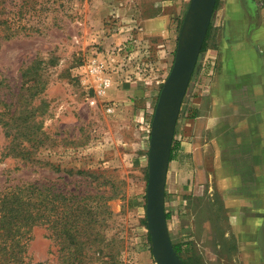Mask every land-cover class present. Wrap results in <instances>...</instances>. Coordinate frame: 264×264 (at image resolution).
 <instances>
[{"label":"rangeland","instance_id":"obj_1","mask_svg":"<svg viewBox=\"0 0 264 264\" xmlns=\"http://www.w3.org/2000/svg\"><path fill=\"white\" fill-rule=\"evenodd\" d=\"M142 2L145 13L136 0H0V193L36 183L49 187L52 201L58 192L73 196L76 240L89 242L78 253L67 247L51 202L49 227L36 225L26 237V260L157 264L146 219L154 112L142 115L137 92L109 90L138 80L145 92L150 82L156 106L188 6L174 25L176 44L165 53L161 38L145 34L142 23L155 1ZM254 4L258 26L249 31L243 0H217L194 70L214 73L227 46L242 53L231 49L237 38L247 54L264 56V0ZM206 183L190 188L187 181L165 193L172 243L187 264H240L235 240L226 237L221 195Z\"/></svg>","mask_w":264,"mask_h":264},{"label":"crops","instance_id":"obj_2","mask_svg":"<svg viewBox=\"0 0 264 264\" xmlns=\"http://www.w3.org/2000/svg\"><path fill=\"white\" fill-rule=\"evenodd\" d=\"M136 1L145 13L142 0ZM154 1L142 22L144 33L159 36L158 46L171 53L177 16L189 0ZM242 41L237 38L231 48L242 53H231L227 46L214 73L204 77L194 70L176 124L165 193L182 184L184 189L187 181L190 188L207 181L208 189L221 195L235 260L264 264V56L247 54ZM144 84L145 92L137 80L109 93L137 92L142 115L148 118L156 99L151 83ZM143 127L147 133V125Z\"/></svg>","mask_w":264,"mask_h":264},{"label":"water","instance_id":"obj_3","mask_svg":"<svg viewBox=\"0 0 264 264\" xmlns=\"http://www.w3.org/2000/svg\"><path fill=\"white\" fill-rule=\"evenodd\" d=\"M217 0H190L168 76L162 84L150 126L146 219L151 252L157 264H185L172 243L165 209V187L173 138L184 96L206 38ZM245 2V1H244ZM251 25L258 26L256 6L244 3Z\"/></svg>","mask_w":264,"mask_h":264},{"label":"trees","instance_id":"obj_4","mask_svg":"<svg viewBox=\"0 0 264 264\" xmlns=\"http://www.w3.org/2000/svg\"><path fill=\"white\" fill-rule=\"evenodd\" d=\"M204 47L205 40L201 50ZM3 115L0 111V121ZM10 118L15 119V114L13 113ZM2 125L7 124L3 122ZM87 173L96 174L94 171H87ZM49 194V187L46 184L36 183L17 186L16 193H0V264H44L41 261L26 260L25 240L32 227L36 225L49 227V210L51 209L49 204L51 202L54 203L53 209L56 211L55 224L58 227L59 236L67 247L71 246L68 248L73 253L87 250L86 246L89 242L76 240V222L71 219L75 203L72 201L73 196L58 192L52 201ZM85 209L87 210L83 208L79 214L85 215L88 211ZM166 216L168 219L169 214L166 213ZM147 247L151 250L149 231L147 232ZM174 248L180 254L176 245Z\"/></svg>","mask_w":264,"mask_h":264},{"label":"flooded vegetation","instance_id":"obj_5","mask_svg":"<svg viewBox=\"0 0 264 264\" xmlns=\"http://www.w3.org/2000/svg\"><path fill=\"white\" fill-rule=\"evenodd\" d=\"M246 2V0H243V6H244V3ZM248 2H251L254 6H255V4H254V0H247ZM244 8H245V10H246V12H247V14H248V17H249V31H251L252 29H254V28H257V27H253L252 25H251V15H250V13H249V11H248V8H246L245 6H244ZM257 9V8H256ZM231 24V23H230ZM230 24H228V26L230 27ZM229 27L227 28L228 29V33H227V37L228 38H230V33L232 32L230 29H229Z\"/></svg>","mask_w":264,"mask_h":264},{"label":"built area","instance_id":"obj_6","mask_svg":"<svg viewBox=\"0 0 264 264\" xmlns=\"http://www.w3.org/2000/svg\"><path fill=\"white\" fill-rule=\"evenodd\" d=\"M208 73H210V72H208Z\"/></svg>","mask_w":264,"mask_h":264}]
</instances>
